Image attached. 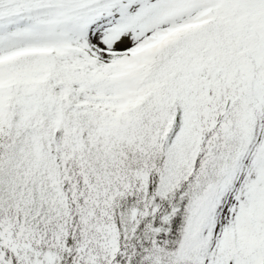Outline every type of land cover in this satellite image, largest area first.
Returning a JSON list of instances; mask_svg holds the SVG:
<instances>
[{"label": "snow or ice", "instance_id": "6c2138e0", "mask_svg": "<svg viewBox=\"0 0 264 264\" xmlns=\"http://www.w3.org/2000/svg\"><path fill=\"white\" fill-rule=\"evenodd\" d=\"M0 264H264V0H0Z\"/></svg>", "mask_w": 264, "mask_h": 264}]
</instances>
